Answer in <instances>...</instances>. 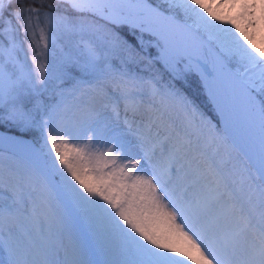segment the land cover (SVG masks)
<instances>
[{
    "label": "snow or ice",
    "instance_id": "1",
    "mask_svg": "<svg viewBox=\"0 0 264 264\" xmlns=\"http://www.w3.org/2000/svg\"><path fill=\"white\" fill-rule=\"evenodd\" d=\"M12 4L0 0V264H264L254 13L244 28L235 0ZM243 7L264 15V0ZM194 78L215 123L186 94Z\"/></svg>",
    "mask_w": 264,
    "mask_h": 264
},
{
    "label": "trees",
    "instance_id": "2",
    "mask_svg": "<svg viewBox=\"0 0 264 264\" xmlns=\"http://www.w3.org/2000/svg\"><path fill=\"white\" fill-rule=\"evenodd\" d=\"M54 2V0H13L12 8L18 9L24 6H36L39 7L41 3L45 5L47 3ZM7 16V13H5ZM131 39V38H130ZM150 51H153L150 49ZM186 94L194 101L199 109L206 115H212L213 108L209 103L207 93L204 91L199 80L194 78L186 89Z\"/></svg>",
    "mask_w": 264,
    "mask_h": 264
},
{
    "label": "bare ground",
    "instance_id": "3",
    "mask_svg": "<svg viewBox=\"0 0 264 264\" xmlns=\"http://www.w3.org/2000/svg\"><path fill=\"white\" fill-rule=\"evenodd\" d=\"M235 3L236 7L231 9V17L235 18L236 22L242 24L244 28H247V17L244 15V7L241 5L242 3L237 0H235ZM255 19L257 20L256 25L253 28H250V30L248 29V31L264 46V19L262 17ZM96 258L103 259V256L98 255Z\"/></svg>",
    "mask_w": 264,
    "mask_h": 264
},
{
    "label": "rangeland",
    "instance_id": "4",
    "mask_svg": "<svg viewBox=\"0 0 264 264\" xmlns=\"http://www.w3.org/2000/svg\"><path fill=\"white\" fill-rule=\"evenodd\" d=\"M237 1H239V2H241L242 4L241 5H244V4H246V3H249V2H251V0H237ZM257 3H258V0H257ZM243 9V8H242ZM244 11H245V13L246 12H249L250 11V9H246V8H244ZM251 12H253L254 13V18H263L264 19V15H262V10L259 8V7H257L256 9H252L251 10ZM241 25V27H243V25L242 24H240ZM250 30V29H249ZM251 34V33H250ZM253 37V39H254V42L257 44V46L258 47H264L262 44H260V42L254 37V36H252ZM146 39H147V36L145 37ZM27 46L25 45V48H26ZM154 51V50H153ZM209 103L211 104V106H212V108H213V111L211 112L212 113V115H205V116H207L208 118H210L214 123L218 120V116H217V113H216V111H215V108H214V105L210 102V100H209Z\"/></svg>",
    "mask_w": 264,
    "mask_h": 264
}]
</instances>
